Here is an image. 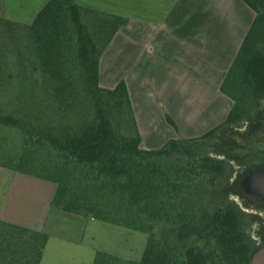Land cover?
I'll return each instance as SVG.
<instances>
[{
	"label": "trees",
	"instance_id": "obj_1",
	"mask_svg": "<svg viewBox=\"0 0 264 264\" xmlns=\"http://www.w3.org/2000/svg\"><path fill=\"white\" fill-rule=\"evenodd\" d=\"M244 1L256 16L221 85L233 102L228 116L200 136L158 148L141 146L125 80L100 84V56L128 17L76 0H48L31 24L0 15L4 26L29 29L30 62L51 108L69 118L91 104L82 121L66 127L0 113L1 125L20 131L22 146L3 165L54 182L57 209L148 235L139 261L98 250L94 264L250 263L252 217L225 197L214 206L205 202L229 188L235 173V158L216 148V136L242 128L264 104V0ZM228 145L238 149L237 142ZM47 241L43 231L0 219V264H40Z\"/></svg>",
	"mask_w": 264,
	"mask_h": 264
},
{
	"label": "crops",
	"instance_id": "obj_2",
	"mask_svg": "<svg viewBox=\"0 0 264 264\" xmlns=\"http://www.w3.org/2000/svg\"><path fill=\"white\" fill-rule=\"evenodd\" d=\"M48 0H0V15L31 24ZM128 17L100 56V84L128 87L143 148L179 136L197 137L222 123L232 99L221 85L256 12L244 0H76ZM177 125L174 127L167 116ZM0 219L44 230L56 184L12 170Z\"/></svg>",
	"mask_w": 264,
	"mask_h": 264
},
{
	"label": "rangeland",
	"instance_id": "obj_3",
	"mask_svg": "<svg viewBox=\"0 0 264 264\" xmlns=\"http://www.w3.org/2000/svg\"><path fill=\"white\" fill-rule=\"evenodd\" d=\"M28 44L29 29L17 25L9 28L0 24V113L20 114L35 125L41 123L52 127L59 124L66 127L69 122L82 121L86 111L91 108L90 103L87 102L86 110L82 109L80 115L71 113L67 118V113L56 112L43 99L40 83L37 82L42 78L41 72L30 62ZM263 121L264 104L249 120L243 122L242 128H229L216 136V148L228 151L235 158L232 161L235 173L229 188L216 190L213 195L205 197V202L211 206L217 205L225 197L241 204L247 213L255 211L254 207L246 205L249 199L242 200L238 194L247 195L249 186L255 185V182L257 187L253 190L260 193L259 182H263L260 167L249 171L248 164L251 163L246 154L264 141ZM234 141L238 149L228 145ZM21 151L20 131L0 124V203L2 192L13 177V169L3 164L10 155ZM40 214L45 218L43 232L48 235L40 264H94L98 250L139 261L148 238L145 232L85 215L60 209L47 212L44 203L40 205ZM255 227V224L250 223L249 231L252 232Z\"/></svg>",
	"mask_w": 264,
	"mask_h": 264
},
{
	"label": "flooded vegetation",
	"instance_id": "obj_4",
	"mask_svg": "<svg viewBox=\"0 0 264 264\" xmlns=\"http://www.w3.org/2000/svg\"><path fill=\"white\" fill-rule=\"evenodd\" d=\"M258 135L259 133H257L256 136ZM258 145L259 147H257L254 151H252L251 149L248 150L246 155L250 158L249 162L251 163L248 164L249 171L255 169V167L257 166L260 167V172L262 173V179H263V182H259L260 186H258L260 193H257L256 191L253 190L256 189L257 187V184L255 182V185L249 186L247 195H244L242 193L238 194V196L242 198V200L247 198L249 199V202L246 203L244 201L243 202L244 204L246 203V205L255 208V211L249 213V215L252 217L253 220L252 224H255L256 226L251 232L255 240V243H254V251L251 255L249 264H254L255 258L258 264H264V141H262V143H258ZM253 157H255V160ZM234 180H236V177ZM239 205L245 210V207H243L241 204Z\"/></svg>",
	"mask_w": 264,
	"mask_h": 264
},
{
	"label": "water",
	"instance_id": "obj_5",
	"mask_svg": "<svg viewBox=\"0 0 264 264\" xmlns=\"http://www.w3.org/2000/svg\"><path fill=\"white\" fill-rule=\"evenodd\" d=\"M254 264H258V262H257L256 258L254 259Z\"/></svg>",
	"mask_w": 264,
	"mask_h": 264
}]
</instances>
